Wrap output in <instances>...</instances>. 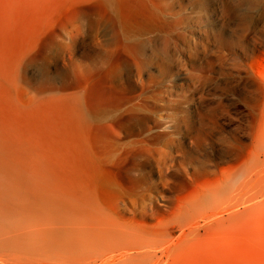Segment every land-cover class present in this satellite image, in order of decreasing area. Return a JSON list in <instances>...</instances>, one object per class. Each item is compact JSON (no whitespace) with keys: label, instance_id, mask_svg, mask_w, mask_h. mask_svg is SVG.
Returning a JSON list of instances; mask_svg holds the SVG:
<instances>
[{"label":"rangeland","instance_id":"rangeland-1","mask_svg":"<svg viewBox=\"0 0 264 264\" xmlns=\"http://www.w3.org/2000/svg\"><path fill=\"white\" fill-rule=\"evenodd\" d=\"M0 264H264V0H0Z\"/></svg>","mask_w":264,"mask_h":264},{"label":"bare ground","instance_id":"bare-ground-1","mask_svg":"<svg viewBox=\"0 0 264 264\" xmlns=\"http://www.w3.org/2000/svg\"><path fill=\"white\" fill-rule=\"evenodd\" d=\"M80 98H81V105L85 113L88 114V113L96 112V107L92 103L94 98L96 99V94L93 91L89 89H83Z\"/></svg>","mask_w":264,"mask_h":264}]
</instances>
